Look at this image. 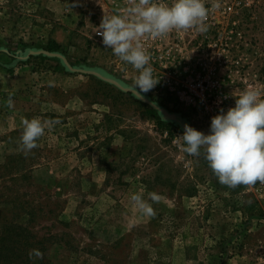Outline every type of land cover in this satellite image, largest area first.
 Returning <instances> with one entry per match:
<instances>
[{
	"label": "rangeland",
	"instance_id": "rangeland-1",
	"mask_svg": "<svg viewBox=\"0 0 264 264\" xmlns=\"http://www.w3.org/2000/svg\"><path fill=\"white\" fill-rule=\"evenodd\" d=\"M131 2L0 0V256L28 264H264V183L221 184L203 153H186L178 137L185 124L210 131L183 95L199 74L215 71L211 92L227 95L224 110L249 86L264 90V0H218L206 32L143 38L159 82L146 93L135 84L139 70L96 33L107 12ZM40 49L116 78L182 122L161 128L150 105L59 58L18 59ZM34 117L59 123L25 153L23 120ZM137 192L154 216L135 206ZM8 234L19 250L8 251Z\"/></svg>",
	"mask_w": 264,
	"mask_h": 264
},
{
	"label": "clouds",
	"instance_id": "clouds-1",
	"mask_svg": "<svg viewBox=\"0 0 264 264\" xmlns=\"http://www.w3.org/2000/svg\"><path fill=\"white\" fill-rule=\"evenodd\" d=\"M219 7L218 0L211 7L206 0H132L125 8L107 12L97 27L102 42L122 61L139 70L135 84L146 93L159 82L153 75L151 53L145 49L143 38H157L172 30L195 28L203 33L211 8ZM264 90L249 86L238 98L235 106L211 118L206 134L189 124L178 136L184 151L193 156L202 153L221 184L234 188L239 185L264 183ZM12 104L11 99L8 101ZM59 123L58 118L41 120L38 117L23 120L21 147L25 153L37 147L46 129ZM153 201L161 195L150 192ZM131 200L140 212L154 216L153 206L141 195L133 193ZM38 255L40 253H37Z\"/></svg>",
	"mask_w": 264,
	"mask_h": 264
},
{
	"label": "water",
	"instance_id": "water-1",
	"mask_svg": "<svg viewBox=\"0 0 264 264\" xmlns=\"http://www.w3.org/2000/svg\"><path fill=\"white\" fill-rule=\"evenodd\" d=\"M32 55H44L48 57H56L62 60L64 65L67 67L69 71L72 72H80L88 75H93L98 77L101 80H104L120 90L127 92V93H132L136 98H138L140 101L147 103L150 105L154 110L158 111L162 120L164 121H176V122H182L181 116L176 113H171L169 112L165 107L160 106L159 104L155 103L148 97L144 96L142 93H140L137 89H134L132 87H128L125 84L121 83L119 80H117L114 77L108 76L106 74H103L100 71H97L95 69H89V68H78V67H73L70 62L67 60L65 56H63L61 53L58 52H51L47 51L44 49L40 50H28L27 53L24 56H19L18 59L24 60L29 58Z\"/></svg>",
	"mask_w": 264,
	"mask_h": 264
},
{
	"label": "built area",
	"instance_id": "built-area-1",
	"mask_svg": "<svg viewBox=\"0 0 264 264\" xmlns=\"http://www.w3.org/2000/svg\"><path fill=\"white\" fill-rule=\"evenodd\" d=\"M99 36V35H98ZM208 78H204L199 74L196 77V83L193 87H188V91L184 90L183 95L189 96V99L194 102V106L201 109L204 116L207 118L208 123L211 124V118L220 113L224 101L228 99L222 91H215L212 93V88H216V81L212 79L215 71L211 69ZM166 81L170 82L169 79Z\"/></svg>",
	"mask_w": 264,
	"mask_h": 264
},
{
	"label": "trees",
	"instance_id": "trees-1",
	"mask_svg": "<svg viewBox=\"0 0 264 264\" xmlns=\"http://www.w3.org/2000/svg\"><path fill=\"white\" fill-rule=\"evenodd\" d=\"M47 48L49 49V50H51V51H57V50H59L58 48H59V45L58 44H56V43H50L48 46H47ZM148 112H149V114L157 121V123H158V125L161 127V128H164V127H167L169 124H168V122H165V121H163L162 119H161V117L159 116V114H158V112L157 111H155V110H153V109H149L148 110ZM16 225V224H15ZM10 227H15V228H22V226H20V225H16V226H10ZM9 229H11V228H9ZM18 230V229H17ZM22 230L23 231H25V227L24 228H22ZM19 231V230H18ZM22 233V232H21ZM19 234H20V231H19ZM18 234V235H19ZM13 234H8V241L9 242H11V243H13V246L8 250V251H10V250H19L20 249V247H17V242L16 241H13L14 240V237L12 236ZM32 237H33V235H31ZM39 243V242H38ZM9 255H11V253L10 254H8L7 255V257L5 258V257H1L0 256V264H6V262H8V264H11L13 261L12 260H16L17 261V264H28L29 262H30V260L29 259H24V258H21V260L20 259H18L19 257L18 256H16V257H14L13 256V259L11 260L10 259V256Z\"/></svg>",
	"mask_w": 264,
	"mask_h": 264
}]
</instances>
